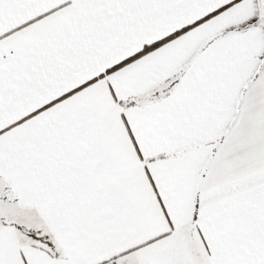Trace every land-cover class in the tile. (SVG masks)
<instances>
[{
	"label": "crops",
	"instance_id": "1",
	"mask_svg": "<svg viewBox=\"0 0 264 264\" xmlns=\"http://www.w3.org/2000/svg\"><path fill=\"white\" fill-rule=\"evenodd\" d=\"M0 188V264H264V0H0Z\"/></svg>",
	"mask_w": 264,
	"mask_h": 264
},
{
	"label": "rangeland",
	"instance_id": "2",
	"mask_svg": "<svg viewBox=\"0 0 264 264\" xmlns=\"http://www.w3.org/2000/svg\"><path fill=\"white\" fill-rule=\"evenodd\" d=\"M34 219L31 211L24 210L17 205L14 191L0 188V226L1 224L21 226L19 229L23 233L32 236L37 229V223Z\"/></svg>",
	"mask_w": 264,
	"mask_h": 264
},
{
	"label": "trees",
	"instance_id": "3",
	"mask_svg": "<svg viewBox=\"0 0 264 264\" xmlns=\"http://www.w3.org/2000/svg\"><path fill=\"white\" fill-rule=\"evenodd\" d=\"M150 48H152V47H150ZM150 48H147V50L150 49ZM147 50H145V51H147ZM121 65H122V64H121ZM119 66H120V65H119ZM119 66H118V67H119Z\"/></svg>",
	"mask_w": 264,
	"mask_h": 264
}]
</instances>
